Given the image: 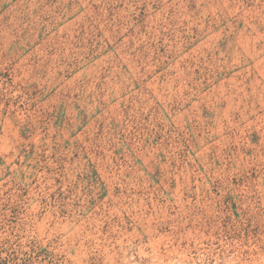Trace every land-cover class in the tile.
Instances as JSON below:
<instances>
[{"label": "rangeland", "instance_id": "rangeland-1", "mask_svg": "<svg viewBox=\"0 0 264 264\" xmlns=\"http://www.w3.org/2000/svg\"><path fill=\"white\" fill-rule=\"evenodd\" d=\"M0 264H264V0H0Z\"/></svg>", "mask_w": 264, "mask_h": 264}]
</instances>
